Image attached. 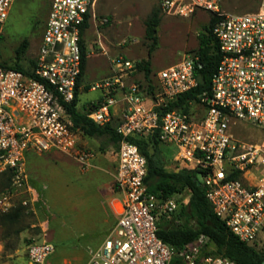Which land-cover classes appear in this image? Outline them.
I'll list each match as a JSON object with an SVG mask.
<instances>
[{
  "label": "built area",
  "instance_id": "1",
  "mask_svg": "<svg viewBox=\"0 0 264 264\" xmlns=\"http://www.w3.org/2000/svg\"><path fill=\"white\" fill-rule=\"evenodd\" d=\"M14 1L0 0V25ZM98 1L51 0L30 73L0 66V167L14 173L12 187L0 194V212L11 208L18 195H26L24 206L43 202L28 174L31 153L67 155L83 170L94 166L96 153L81 146L86 136L75 129L69 106L89 87L80 83L81 42L85 25L97 22ZM157 3L174 17L204 11L216 18L213 34L221 61L210 91L200 94L198 103L191 102L189 111L170 106L199 86L203 65L195 55L161 71L152 92L144 80L132 81L135 74L143 75L140 61L123 56L111 60L109 79L89 87L102 90L103 97L83 109L79 103V109L98 126L116 123L122 140L114 179L118 220L88 264H236L214 255L206 235L181 249L158 236L161 220L182 224L179 215L190 194L151 193L145 182L147 159L129 138L153 137L161 148L175 146L172 171L197 170L215 215L228 229L249 246L264 241V0L246 14L225 12L222 0ZM248 130L255 133L242 139ZM55 251L45 239L34 241L27 264H47Z\"/></svg>",
  "mask_w": 264,
  "mask_h": 264
},
{
  "label": "rangeland",
  "instance_id": "2",
  "mask_svg": "<svg viewBox=\"0 0 264 264\" xmlns=\"http://www.w3.org/2000/svg\"><path fill=\"white\" fill-rule=\"evenodd\" d=\"M260 2L222 0V6L227 13L246 14L255 12ZM50 6L51 0L14 1L9 18L0 25V66L18 64L27 70L32 68ZM157 9V0L98 1L97 22H93L85 34L87 69L83 77L84 86L93 88L109 79L113 75L111 60L118 56L135 62L151 61L154 81L161 71L179 63L185 55L201 58V41L208 35L207 27L212 16L198 11L191 18H179L162 12L158 43L150 55L152 41L147 37L146 22ZM103 20L108 22L103 23ZM25 41L28 48L19 56L18 49ZM143 80L139 73L133 76L132 81L139 83ZM102 97V90L85 89L80 96V105L95 103ZM254 133L248 130L241 138L248 140ZM81 146L96 153L95 165L91 169L82 170L67 155H44L34 161V174L47 177V192L42 196L43 202L35 207L24 206L22 201L26 195H18L11 208L0 212V264H27L29 244L44 239L56 248L47 264H88L109 235L116 217L109 206L106 209L102 207L96 193L91 190L101 181H88L83 176L99 174L106 181L112 180L117 151L109 149L103 152L100 141L89 137H84ZM161 152L166 166H173L177 148L164 146ZM169 170L172 171L171 168ZM4 172L0 167V175ZM37 179L34 178L36 185ZM199 180L203 182L201 176ZM4 183L5 178L0 177V193L5 190ZM62 189L68 193L70 203L64 201ZM20 208L23 211L15 221L4 220L5 215L15 214ZM182 223L196 226L193 220L185 217ZM256 249L264 250V241L257 244Z\"/></svg>",
  "mask_w": 264,
  "mask_h": 264
},
{
  "label": "trees",
  "instance_id": "3",
  "mask_svg": "<svg viewBox=\"0 0 264 264\" xmlns=\"http://www.w3.org/2000/svg\"><path fill=\"white\" fill-rule=\"evenodd\" d=\"M162 13L160 7L155 10L146 22L147 37L152 41L150 46V55L155 50L158 43V28L161 23ZM217 23L216 18H211L209 27H207V37L201 41L199 54L201 56V63L203 68L199 70L200 83L199 86L189 93H186L178 101L171 104L170 109H179L189 111L191 109V102L198 103L200 94L211 89L212 77L221 61V53L219 50V43L213 34V29ZM89 29L86 24L83 31L82 47V76L80 83L83 82L87 69V50L85 46V34ZM28 42L25 41L18 49L20 56L28 48ZM34 61L32 62V66ZM6 69H14L25 73H30V70L25 69L21 65H2ZM138 68L144 76V82L150 92L155 89L154 78L152 77L151 61L138 64ZM90 90L89 87L86 88ZM79 95L75 102L69 106L72 114L74 126L76 130H80L86 137L96 139L101 143V151L105 152L113 149L118 152L121 144V137L116 132V123L101 127L90 120L86 114L79 109ZM91 106V105H90ZM129 141L138 146L142 155L147 159L146 185L148 190L154 194H163L170 196L177 193L187 191L190 194V201L187 207L183 208L180 213V218H187L193 220L196 226H190L188 223L175 225L166 220L159 222L158 236L167 244L176 249H181L188 243L195 241L201 235L210 237L215 250L214 255L226 257L236 264H263L264 250H257L256 247L249 246L241 242L226 226V224L218 218L213 207L206 197V190L199 180V172L197 170L182 169L179 172L169 171L167 169L163 154L161 152V145L156 138H149L146 140H139L135 137L129 138ZM154 153H151V150ZM0 152V156H1ZM0 177L5 178L3 187L5 191L9 190L13 184L14 173L11 170L4 172ZM1 194V193H0ZM22 208L18 209V213L7 214L4 216L6 222L15 221Z\"/></svg>",
  "mask_w": 264,
  "mask_h": 264
},
{
  "label": "crops",
  "instance_id": "4",
  "mask_svg": "<svg viewBox=\"0 0 264 264\" xmlns=\"http://www.w3.org/2000/svg\"><path fill=\"white\" fill-rule=\"evenodd\" d=\"M87 106L88 105L82 107L80 105V109L86 108ZM56 154L57 155H62V154H59V153H48V154H43V155L31 153L29 155L31 157L29 159L30 162L27 161V169H28L30 182H31V184L34 187H36L38 189V191L42 194V196H44V193L47 192V187L45 186L47 177H46L45 174L44 175L43 174L42 175H38V176H36L34 174V171L32 170L33 165H34V161H36L38 157L41 158L44 155H56ZM33 155H35V157H33ZM95 161L96 160H94V165H95ZM167 162L172 163L170 161H167ZM169 168L172 169V166H167L168 170H169ZM116 171H117V152H116V156H115V172L113 174V179L112 180L106 181L105 180L106 178L100 176L99 174H94L93 176H90V177L83 176V178H85L88 181H93L94 179H97V181H101V183H98L97 185H94L95 188H91V190H93V192L96 193V197H97L98 201H100L102 207L104 209H106L109 206L110 210L114 213L116 219L113 222V225H112L111 228H113V226L116 224V222L118 220L117 210H118V206H119V199H118V195L116 194V192L114 190V179H115ZM34 178L35 179L38 178L37 179L38 185H36V183L34 182ZM84 191H87V190H84ZM62 197H63L64 201L70 203V199L68 198L69 195H68V193H66V191L63 192V189H62Z\"/></svg>",
  "mask_w": 264,
  "mask_h": 264
},
{
  "label": "water",
  "instance_id": "5",
  "mask_svg": "<svg viewBox=\"0 0 264 264\" xmlns=\"http://www.w3.org/2000/svg\"><path fill=\"white\" fill-rule=\"evenodd\" d=\"M135 138L136 139H139V140H146V139H144L143 137H141V136H135ZM155 151L152 149L151 150V153H154ZM264 264V263H263Z\"/></svg>",
  "mask_w": 264,
  "mask_h": 264
}]
</instances>
